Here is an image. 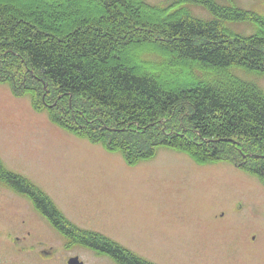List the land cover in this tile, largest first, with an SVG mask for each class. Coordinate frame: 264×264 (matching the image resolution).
<instances>
[{
    "label": "trees",
    "instance_id": "1",
    "mask_svg": "<svg viewBox=\"0 0 264 264\" xmlns=\"http://www.w3.org/2000/svg\"><path fill=\"white\" fill-rule=\"evenodd\" d=\"M227 1L0 0V82L130 165L169 147L199 164H236L264 183V91L234 72L264 75V15ZM241 23L255 32L232 27ZM0 182L27 196L69 247L117 264H156L71 222L1 158Z\"/></svg>",
    "mask_w": 264,
    "mask_h": 264
},
{
    "label": "rangeland",
    "instance_id": "2",
    "mask_svg": "<svg viewBox=\"0 0 264 264\" xmlns=\"http://www.w3.org/2000/svg\"><path fill=\"white\" fill-rule=\"evenodd\" d=\"M233 2L264 15V0ZM188 8L212 17L200 6ZM232 27L245 35L256 30L252 23ZM234 72L264 91V75ZM0 158L49 194L71 222L156 264H264V183L236 164H199L162 147L155 158L130 165L121 152L55 124L48 111L35 110L30 95L18 97L3 82ZM73 256L117 264L84 246L69 247L27 196L0 182V264H68Z\"/></svg>",
    "mask_w": 264,
    "mask_h": 264
},
{
    "label": "water",
    "instance_id": "3",
    "mask_svg": "<svg viewBox=\"0 0 264 264\" xmlns=\"http://www.w3.org/2000/svg\"><path fill=\"white\" fill-rule=\"evenodd\" d=\"M257 157H260V155H257ZM68 264H84V262L79 256H73L68 260Z\"/></svg>",
    "mask_w": 264,
    "mask_h": 264
},
{
    "label": "flooded vegetation",
    "instance_id": "4",
    "mask_svg": "<svg viewBox=\"0 0 264 264\" xmlns=\"http://www.w3.org/2000/svg\"><path fill=\"white\" fill-rule=\"evenodd\" d=\"M34 207H35V204H34ZM36 208V207H35ZM41 216H43L41 213H40Z\"/></svg>",
    "mask_w": 264,
    "mask_h": 264
}]
</instances>
